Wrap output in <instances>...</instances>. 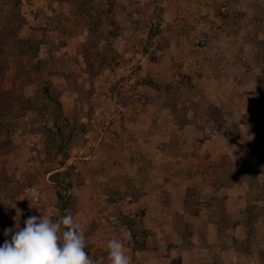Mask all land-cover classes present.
Returning <instances> with one entry per match:
<instances>
[{
  "label": "rangeland",
  "instance_id": "obj_1",
  "mask_svg": "<svg viewBox=\"0 0 264 264\" xmlns=\"http://www.w3.org/2000/svg\"><path fill=\"white\" fill-rule=\"evenodd\" d=\"M17 209L105 264H264V0H0V246Z\"/></svg>",
  "mask_w": 264,
  "mask_h": 264
},
{
  "label": "clouds",
  "instance_id": "obj_2",
  "mask_svg": "<svg viewBox=\"0 0 264 264\" xmlns=\"http://www.w3.org/2000/svg\"><path fill=\"white\" fill-rule=\"evenodd\" d=\"M22 215L17 209L15 231L5 230L10 239L0 246V264H105L104 256L88 255L84 229L70 213L55 222L46 214L30 216L21 228ZM107 264H131L121 240L107 242Z\"/></svg>",
  "mask_w": 264,
  "mask_h": 264
},
{
  "label": "crops",
  "instance_id": "obj_3",
  "mask_svg": "<svg viewBox=\"0 0 264 264\" xmlns=\"http://www.w3.org/2000/svg\"><path fill=\"white\" fill-rule=\"evenodd\" d=\"M166 141H167V138L162 139L160 136L155 137L154 135H152L149 139L143 140L141 142L143 152L147 154L146 156H148V159L153 163L152 170L151 171L148 170V173L147 174L144 173V175H142L143 177L141 178V181L143 182L142 186L145 190H149V189L153 190L157 188H160L163 190H166L167 188H169L172 190V188L174 187V181H172V179L169 178L168 176V173L170 174L173 168L171 166V163L167 161L164 156L165 150L163 148H165L166 146L163 145V143H161V142H166ZM160 173L165 174L168 177H166L165 175H160L163 178V181H160V179H158L160 177L159 176ZM163 196H167V198L169 199V195L167 193H165ZM141 201L145 202L144 204L147 209L146 210L147 215L145 216L146 219L153 216L152 214L153 205H155L156 208L160 206L165 207L163 197L162 199L161 197L160 199L156 197L154 200L152 199V202L148 201L146 198H142ZM168 210L171 211V209H168ZM170 211L167 212V215L170 214ZM169 232L170 231L167 230L168 234H170ZM171 252H172L171 250L168 251L169 256L172 254ZM160 259L161 258H157L156 260H154L156 261L154 263L160 264L161 263Z\"/></svg>",
  "mask_w": 264,
  "mask_h": 264
},
{
  "label": "trees",
  "instance_id": "obj_4",
  "mask_svg": "<svg viewBox=\"0 0 264 264\" xmlns=\"http://www.w3.org/2000/svg\"><path fill=\"white\" fill-rule=\"evenodd\" d=\"M156 36H157L156 30L151 31L150 38L154 39V38H156ZM147 85L151 86V87H156V88L158 87V85L154 82H149V83H147ZM44 93L46 94V96L51 97L50 86H49L48 82H45ZM55 102L58 105H60L59 101H55ZM60 115H61V112H60Z\"/></svg>",
  "mask_w": 264,
  "mask_h": 264
}]
</instances>
